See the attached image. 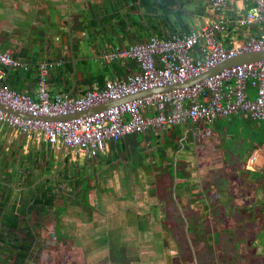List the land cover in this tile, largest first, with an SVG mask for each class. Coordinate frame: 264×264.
Instances as JSON below:
<instances>
[{
  "label": "rangeland",
  "instance_id": "obj_1",
  "mask_svg": "<svg viewBox=\"0 0 264 264\" xmlns=\"http://www.w3.org/2000/svg\"><path fill=\"white\" fill-rule=\"evenodd\" d=\"M78 1L79 8L86 11L88 3L94 0ZM63 50L64 53L68 51L65 46ZM129 68L135 70L133 63ZM193 125L190 129L183 127V124L154 129L156 135L162 134L163 140L158 143L151 129H146L143 134L156 147L152 154H157L155 159L158 163L160 159L165 164L155 165L152 171L143 164L142 170L149 174L145 175L146 178L141 175L143 180L136 179L132 174L127 180H122L118 188L109 186L100 189L105 198H98L96 205L91 200L87 201L85 192L78 200L77 195H65L64 187L56 186L53 180L45 182L50 175H39L43 163L31 164L26 158L27 152L8 147L5 163L0 164V179L3 172L9 175L7 179H2L6 185L8 183L7 187L4 185L0 189L3 194H0V199L7 206L6 210L14 209L12 206L15 203L24 200L23 194V199L19 196L21 191L28 188L36 190L43 184L50 185L51 204L64 208L62 211L50 207L48 213H38L36 220L42 218L44 223H40V230L35 232L38 241L32 247L34 251L31 257L23 264H264V154L259 152L257 159L260 160L252 166L253 171H259L258 175L247 174L245 170L248 168H244L246 157L253 147L250 142L253 138L258 141L264 134V124L248 116L231 114L217 117L211 123L196 121ZM176 130L181 134L180 140L175 142L176 150H184L183 154L189 151V154L181 156L188 163L193 161V149L201 146L202 130L212 132L214 138L211 141L214 144L224 152L228 149L229 152L233 151L232 154H240L244 162L228 152H221L212 166L204 168L199 165V169L195 168L193 173L183 170L190 177L188 185L198 188L194 196H189L188 191H184L187 195H183L180 192L183 184L176 183L173 177L175 157L172 154L163 155L166 145H174L167 134ZM139 134L142 133L130 136V143L135 146L139 145L137 142L144 143ZM16 135L22 137L23 134ZM9 136L11 134L7 133L8 139ZM118 141L111 140L113 143ZM135 152L139 156L145 154L141 147H136ZM130 161L137 162L135 157ZM188 163V167L194 165ZM160 171L168 174V183L174 181V187L172 184L171 189H164L158 180L156 183L153 181L154 174L159 175ZM86 172L91 174L89 168ZM143 182L144 185L153 184L146 187L148 195H152L151 200L146 198V203H150L147 207H125L123 202L126 200L133 201L138 193V196L140 193L143 195ZM105 184L109 185L110 182ZM120 193L121 197L127 199L114 205V196L119 198ZM157 199L158 206H155ZM162 199L166 201L165 207ZM110 200L112 204L108 202ZM178 200H181V206H176ZM4 262L1 260L0 264H7Z\"/></svg>",
  "mask_w": 264,
  "mask_h": 264
},
{
  "label": "crops",
  "instance_id": "obj_2",
  "mask_svg": "<svg viewBox=\"0 0 264 264\" xmlns=\"http://www.w3.org/2000/svg\"><path fill=\"white\" fill-rule=\"evenodd\" d=\"M78 2L80 1L0 0V52L13 56L20 63L19 66L7 69L5 72L3 83L8 89L33 94L38 79L37 64L56 61L57 63L48 70L49 92L64 93L65 90L73 86L69 96H77L93 85L100 87L106 79L123 77L131 71L129 66L132 65V62L117 60L103 63L93 57L103 50L122 48L143 41L149 36L168 38L182 35L197 30L202 25L218 18L228 22L226 30L216 32V38L223 46H230L246 39L249 35H256L260 31L257 24L243 25L240 22L246 9V2L243 0H230L221 12H216L211 8L210 0H94L93 3H88L86 11L85 8H79ZM69 38L71 49L69 48ZM64 46L68 50L66 53L63 50ZM71 55L74 58L75 66L73 85L70 84L68 77V72L71 71ZM133 66L135 68L134 63ZM188 124L183 123V127L192 128ZM178 131L168 132L167 135L174 145H166L163 155L170 156L172 154L175 157L173 164H176L179 172L173 177L176 183L183 184L180 187L182 191L179 189L180 192L187 195L184 194V191H188L189 196H194L198 188L194 189L192 184L188 185L187 181L190 177L183 170L193 173L195 168L199 169V165L204 168L212 166V162L220 157L221 152L232 154L233 151L229 152L227 149L224 152L221 147L211 141L214 138L213 133L202 130L199 140L201 146L199 149H193L191 154L193 161L188 163L187 159L181 156L189 154V151L186 150L183 154L184 150H176L175 142L180 140L179 135H181ZM153 132L151 130V133ZM7 133L11 134L9 139L6 137ZM18 133L20 132L0 124V164L5 163L8 147L27 152L26 158L30 160L31 164H44L39 175L43 173L45 176H51L45 182L54 180V176H56V181L60 180L62 188L64 187L66 191L65 195H77L79 200L85 192L87 201L91 200L95 205V202L99 203L98 198H105L101 195L100 189L109 186L113 189L118 188L120 182L127 180L128 176L132 174L136 179L143 180L141 175L144 178H146L145 175H149L142 170L141 165L143 164L147 170L151 171L155 165L165 164L164 160L159 159V163L157 162L155 159L157 154H152L156 148L154 142L151 144L143 133L139 135L144 143L137 142L139 144L137 146L130 143V136L138 134L131 133L116 143L106 142L105 149L94 157L73 155L67 147L59 142L48 145L36 133H20L23 134L22 137L17 136ZM153 134L157 143L162 142V134L156 135L157 132ZM22 138H25L24 141ZM158 139L160 140L158 141ZM261 142L262 136L259 143L254 138L250 142L253 147L251 146L244 165L245 169L248 168L245 170L247 174H259V171H253L252 167L255 161L260 160L257 159L260 155L259 152L256 153L254 162L251 164L248 163V157ZM136 147H141L145 154L139 156L136 152L134 153ZM218 147L219 149H216ZM232 155L242 161L240 154ZM134 157L137 162L130 161ZM143 158L144 160H142ZM141 161L143 162L141 163ZM187 163L190 166L194 165L188 167ZM87 168L90 169L91 174L86 172ZM161 172L159 175L154 174L153 181L156 183L158 180L162 188L171 189V185L175 182L172 181L173 183L169 184L168 174ZM105 182H110V184L106 185ZM150 186L153 184H145L143 189L146 193L142 190L143 195L140 193L138 196V193L134 196L133 201L121 197L120 193L119 198L114 196L116 202L113 203L116 205L126 200L123 202L125 207H147L150 201L146 203V198L151 200L152 195H148L146 187ZM147 189L149 190V188ZM66 201L70 204L69 200ZM180 201L178 200L176 206H181ZM108 202L112 204L111 200ZM158 202L159 199L155 200L154 205L158 206ZM165 203L166 201L163 200V204L161 203L163 207H165Z\"/></svg>",
  "mask_w": 264,
  "mask_h": 264
},
{
  "label": "built area",
  "instance_id": "obj_3",
  "mask_svg": "<svg viewBox=\"0 0 264 264\" xmlns=\"http://www.w3.org/2000/svg\"><path fill=\"white\" fill-rule=\"evenodd\" d=\"M229 1L210 0L211 8L221 12ZM243 1L246 9L240 22L257 24L260 31L256 35L223 46L216 32L226 30L228 22L218 18L182 35L149 36L122 48L103 50L95 56L100 62H132L135 70L106 79L100 87L93 85L77 96L49 92L47 72L56 61L37 64L33 94L8 89L3 83L5 72L20 63L0 52V103L32 115L69 113L138 90L181 82L241 52L264 51V0ZM231 114L264 124V59L231 65L189 85L137 97L83 117L48 122L0 110V124L20 133H36L49 145L59 142L74 155L94 157L105 149L107 141L131 133L196 121L211 123ZM257 152L264 154V134L248 157L249 164Z\"/></svg>",
  "mask_w": 264,
  "mask_h": 264
},
{
  "label": "flooded vegetation",
  "instance_id": "obj_4",
  "mask_svg": "<svg viewBox=\"0 0 264 264\" xmlns=\"http://www.w3.org/2000/svg\"><path fill=\"white\" fill-rule=\"evenodd\" d=\"M8 176L9 175L4 172L2 173L0 189L5 187L4 185H6V183L2 181L7 179ZM55 178L56 176H54L53 184H56V186L61 185V181H56ZM49 186L50 185L43 184L36 190L26 188L28 192L24 191V193L21 191L19 196L23 199V197H21L23 194L24 200L15 203L12 206L15 208H11L8 211L6 210L7 206H5L0 199V261H5L7 264H16L18 262H22L23 264L27 262L34 251L32 247H34L38 241L35 232L40 230V228H38L40 223H44L42 218L38 221L36 220L38 219V213H48L50 207L63 211L64 208L55 207L51 204L53 200L50 202L52 193ZM0 194L3 195L2 193ZM8 197H10V194ZM16 211H19V213H16ZM83 253H85V251H83Z\"/></svg>",
  "mask_w": 264,
  "mask_h": 264
},
{
  "label": "water",
  "instance_id": "obj_5",
  "mask_svg": "<svg viewBox=\"0 0 264 264\" xmlns=\"http://www.w3.org/2000/svg\"><path fill=\"white\" fill-rule=\"evenodd\" d=\"M69 48L71 49L70 38H69ZM11 57L14 58L13 56H11ZM93 57H95V56H93ZM70 59H71V68H70L71 71L68 72V77H69L70 84L73 85V83H74L73 73L75 71V66H74V58L72 55H71ZM262 59H264V51L263 50L241 52V53L233 55L227 59H224V60L218 62L217 64L213 65L212 67L206 69L205 71H202L199 74L193 75V76H191V77H189V78H187L181 82H177V83H173V84H166V85H163L161 87H153V88L138 90L135 93L127 94V95H124V96L119 97V98L114 99V100H106L104 102L97 103V104L91 105L89 107H86V108H83V109H80V110H77L74 112H69V113L47 115V116H45V115H32V114L27 113V112H21L19 110H13L10 107L4 106L2 103H0V110L6 111L8 113H11V114L18 116V117H21V118L40 120V121H48V122L49 121L67 120V119L77 118V117H83V116L93 114L95 112L101 111V110L106 109L108 107L117 105L121 102H125L128 100L137 98V97L145 96V95H148V94H151L154 92H160V91H165V90H169V89L176 88V87H182V86L189 85L191 83L199 81V80L217 72L218 70H220L222 68H225V67H228L231 65L244 63V62H253V61H258V60H262ZM72 89H73V86L71 88H69L68 90H65L64 94L69 96V92Z\"/></svg>",
  "mask_w": 264,
  "mask_h": 264
},
{
  "label": "trees",
  "instance_id": "obj_6",
  "mask_svg": "<svg viewBox=\"0 0 264 264\" xmlns=\"http://www.w3.org/2000/svg\"><path fill=\"white\" fill-rule=\"evenodd\" d=\"M190 127L191 126H194L193 123H189L188 124ZM261 141V137L258 139V143ZM179 171H177V167H176V164H173V176H176V174L178 173Z\"/></svg>",
  "mask_w": 264,
  "mask_h": 264
}]
</instances>
